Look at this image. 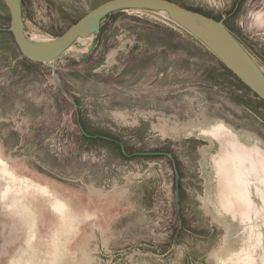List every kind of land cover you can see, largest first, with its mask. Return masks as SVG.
<instances>
[{"label": "rangeland", "instance_id": "obj_1", "mask_svg": "<svg viewBox=\"0 0 264 264\" xmlns=\"http://www.w3.org/2000/svg\"><path fill=\"white\" fill-rule=\"evenodd\" d=\"M105 1L21 0L25 33L50 41ZM170 1L223 20L264 73V0ZM9 28L0 0V159L18 178L0 175V264H232L255 241L219 206L222 145L202 130L264 150V102L196 36L117 11L46 64Z\"/></svg>", "mask_w": 264, "mask_h": 264}, {"label": "water", "instance_id": "obj_2", "mask_svg": "<svg viewBox=\"0 0 264 264\" xmlns=\"http://www.w3.org/2000/svg\"><path fill=\"white\" fill-rule=\"evenodd\" d=\"M10 12V28L24 58L33 63H49L66 52L79 38L101 32L104 19L117 11L131 9L162 11L196 36L264 102V73L254 59L226 28L223 20L185 8L170 0H108L85 14L61 36L47 42H33L24 30L21 0H3Z\"/></svg>", "mask_w": 264, "mask_h": 264}, {"label": "bare ground", "instance_id": "obj_3", "mask_svg": "<svg viewBox=\"0 0 264 264\" xmlns=\"http://www.w3.org/2000/svg\"><path fill=\"white\" fill-rule=\"evenodd\" d=\"M162 12L171 17L168 11L162 10ZM221 130H225L226 134L220 133ZM202 132L204 135L216 138L222 145L221 153L214 157L219 206L226 214H230L233 220H239L245 226L246 231L249 232L247 238L255 239L247 249L231 257L232 260L227 257L228 262L230 259L232 264H256L254 253L260 249L262 253L260 252L259 259L264 264V232L258 226V222L264 224V150L258 146L247 147L241 144L236 137H233L231 129L222 122H218L210 129H203ZM0 165V175H5V178L7 177L14 185L18 178L1 159ZM11 187L7 188L5 195ZM64 207L66 209V204L57 199L54 208L60 215H64Z\"/></svg>", "mask_w": 264, "mask_h": 264}, {"label": "trees", "instance_id": "obj_4", "mask_svg": "<svg viewBox=\"0 0 264 264\" xmlns=\"http://www.w3.org/2000/svg\"><path fill=\"white\" fill-rule=\"evenodd\" d=\"M191 10H193V9H191ZM193 11H195V10H193ZM198 12V11H197ZM228 71L240 82V83H242L241 82V80L231 71V70H229L228 69ZM243 85V87L245 88V89H247V90H249V91H251L244 83H242ZM255 96H257L256 94H255ZM258 97V96H257Z\"/></svg>", "mask_w": 264, "mask_h": 264}]
</instances>
